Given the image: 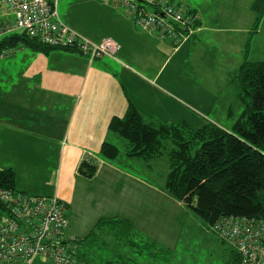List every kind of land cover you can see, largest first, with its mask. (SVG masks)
<instances>
[{
    "label": "crops",
    "instance_id": "obj_1",
    "mask_svg": "<svg viewBox=\"0 0 264 264\" xmlns=\"http://www.w3.org/2000/svg\"><path fill=\"white\" fill-rule=\"evenodd\" d=\"M169 1L195 10L200 18L197 34L179 48L155 33L137 30L126 13L110 2L100 31L73 27L71 21L60 17L94 42L106 38L117 41L121 49L115 59L90 63L76 51L44 54L23 45L0 59H9L0 64V170L15 171L20 191L65 200L72 210L67 230L70 237L83 238L100 218L120 216L131 220L145 236L157 240L150 234L153 229L146 230L148 235L143 232L147 224L144 216L154 213L157 201L184 206L167 194L165 182L157 184L115 161H100L96 177L89 180L78 173L81 162L92 156L98 159L111 119L126 113L129 99L146 116L150 112L144 111L145 104L164 108L165 100L179 102V96H197L200 90L222 89L229 83L234 87L236 83L234 78L246 59L249 20L240 21L229 0L217 2V8L210 13L205 4L209 0ZM259 34L260 29L252 38L250 61H260L258 56L264 54V50L253 46ZM177 56L178 64L163 77ZM205 96L217 97L211 92H205ZM169 229L166 228L170 241L164 246L176 250L185 228ZM85 254V259L92 258L90 253Z\"/></svg>",
    "mask_w": 264,
    "mask_h": 264
},
{
    "label": "trees",
    "instance_id": "obj_2",
    "mask_svg": "<svg viewBox=\"0 0 264 264\" xmlns=\"http://www.w3.org/2000/svg\"><path fill=\"white\" fill-rule=\"evenodd\" d=\"M112 3L115 5L113 0ZM163 3L174 5L169 0ZM174 6L187 11L192 18L197 15L193 9ZM115 7L122 9L117 5ZM251 10L255 19L245 46L246 59L234 78L239 90L237 97L244 109L231 129L209 122L194 129L185 122L168 123L154 117L146 119L129 99L126 113L122 117H113L109 123L107 139L98 153L100 160L93 156L85 158L79 166V175L94 179L100 161L112 162L122 155L140 160L148 169H151L150 162L167 157L169 171L165 180L166 192L193 211L210 231L224 217L264 219V60H248L252 38L258 33L264 18V0H254ZM194 25L199 28V16L194 20ZM20 45L37 53L50 54L55 50H64L82 55L73 48L48 46L25 33H14L0 40V59ZM105 58L108 57L93 62ZM113 137L124 141L123 149L112 140ZM16 180L12 168L0 170V191L10 190L37 197L18 190ZM7 213L6 203L0 199V221ZM109 239H113V243L121 248L118 259H107L105 246ZM78 240L77 253L87 264L93 263L91 257L89 261L85 259L86 252L92 258L101 255L102 261L97 264H126L131 261L133 264H145L150 259L162 264L171 262V249L145 236L131 220L120 216L100 218L91 232ZM101 245L103 251L99 252ZM235 260V264H240L236 253Z\"/></svg>",
    "mask_w": 264,
    "mask_h": 264
},
{
    "label": "built area",
    "instance_id": "obj_3",
    "mask_svg": "<svg viewBox=\"0 0 264 264\" xmlns=\"http://www.w3.org/2000/svg\"><path fill=\"white\" fill-rule=\"evenodd\" d=\"M58 1L0 0L6 7L0 22V40L10 34L25 33L48 46L80 51L90 63L103 57L115 59L120 46L110 39L94 42L68 26L60 17ZM113 1L136 28L171 40L178 48L199 30L194 25L197 15L192 18L187 11L163 3L165 0ZM0 199L8 210L0 221L2 263H31L36 257H44L54 264H87L77 253L78 238L67 233L70 222L65 200L10 190L0 191ZM212 231L234 250L240 264H264V219L224 217Z\"/></svg>",
    "mask_w": 264,
    "mask_h": 264
},
{
    "label": "rangeland",
    "instance_id": "obj_4",
    "mask_svg": "<svg viewBox=\"0 0 264 264\" xmlns=\"http://www.w3.org/2000/svg\"><path fill=\"white\" fill-rule=\"evenodd\" d=\"M192 3H198L202 0H185ZM224 0H209V3H205L208 8V13L211 9L217 8V2ZM233 2V11L236 13L237 17L240 18V21H248L252 25L255 19L254 13L249 9V6L252 5L254 0H229ZM106 5H101L103 3ZM112 0H59L58 1V12L62 19L66 22L71 21L74 25L73 27H80L84 30H98L101 28L99 25L105 23L107 19V10H109L108 5ZM183 2V0H182ZM222 4V3H219ZM2 6L0 8V20L3 19L5 14L6 7L0 2ZM118 8V7H117ZM120 9V8H119ZM251 18V21H250ZM238 20V21H239ZM242 23V22H241ZM69 26V25H68ZM135 27V26H134ZM260 34L257 38L254 39L253 46L257 47L258 51H263L264 49V19L261 26L259 27ZM258 29V30H259ZM79 33V32H78ZM110 39L115 42L118 46H121L117 41ZM104 39V40H106ZM103 40V41H104ZM240 40V39H238ZM102 42V41H101ZM64 51V50H57ZM120 50L117 51V53ZM76 54V53H75ZM16 56H20L19 53H16ZM260 61L264 59V54L258 56ZM19 58V57H18ZM258 59L251 58V61H257ZM9 61H1L0 64L7 63ZM14 61V59H13ZM178 64V56L174 57L167 71L164 73L165 77L171 68ZM162 77V78H163ZM232 79L233 76H230ZM237 82L234 84L229 83L225 85L222 89H205V92L214 93L216 98H211V96H205V92L198 91L197 96H192L186 94L179 96V102L175 99L171 101L165 100L166 105H161L160 107L156 104H145L143 107L144 111L150 112L148 115H144L146 119L154 117L159 120H166L168 123H187L189 126L195 128L201 127L206 123H213L224 129H231L233 123L238 119L242 114L244 105L238 99V87ZM174 92V90H171ZM179 95L177 92H174ZM197 101L195 103L194 101ZM204 100H212L213 104L205 105ZM155 101V98L153 99ZM181 106V109H180ZM146 114V113H143ZM121 149H123L122 143L124 141L119 137H113L112 139ZM194 154V152H193ZM120 156L118 160H115V163L125 166L127 169H132L136 173L141 174L145 178H150L151 181H155L157 184L164 183L166 180L167 173L169 171V162L167 157H162L160 159L150 162L151 169L141 166L140 160L138 159H128L124 160ZM146 165V164H145ZM147 166V165H146ZM168 194V193H167ZM175 200V199H173ZM166 202L157 201L154 206V213L146 214L143 221H145L146 229L143 231L145 234L146 230L153 229V232H150L157 240L158 243L162 245H167L170 241L168 232L166 228H185V236L182 243L176 250L172 249L171 262L170 264H235V253L232 248L223 243L214 232L210 231L208 226L198 218L193 211L187 208L185 205L180 208L175 207L174 205L168 206L165 205ZM180 212L178 213V211ZM185 210L187 212L185 213ZM71 213L72 210L69 209ZM194 216V219L191 218ZM138 220H134L137 222ZM161 228V229H160ZM165 228V233L162 234V229ZM169 229V230H170ZM156 232V233H155ZM148 235V234H146ZM150 238L152 236L148 235ZM113 239L107 241L105 246L106 251H108L107 259H118V254L122 253L121 248L116 244ZM168 246V245H167ZM103 251V246L98 250ZM101 255H97L96 258H90V261L93 264H97L101 259ZM111 259V260H114ZM0 264H54L52 261L40 257L32 263L27 262H17V263H2ZM117 264V263H116ZM126 264H133V262H127ZM145 264H162L157 263L154 260L150 259L145 261Z\"/></svg>",
    "mask_w": 264,
    "mask_h": 264
}]
</instances>
